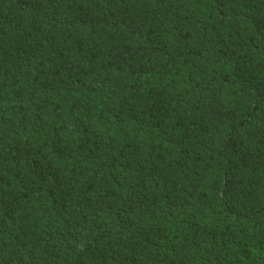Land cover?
<instances>
[{
	"label": "trees",
	"instance_id": "16d2710c",
	"mask_svg": "<svg viewBox=\"0 0 264 264\" xmlns=\"http://www.w3.org/2000/svg\"><path fill=\"white\" fill-rule=\"evenodd\" d=\"M0 264H264V0H0Z\"/></svg>",
	"mask_w": 264,
	"mask_h": 264
}]
</instances>
